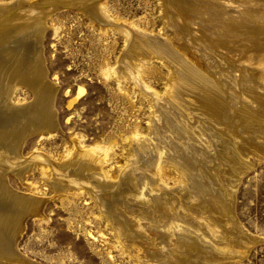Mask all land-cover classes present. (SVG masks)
<instances>
[{
    "label": "rangeland",
    "instance_id": "1",
    "mask_svg": "<svg viewBox=\"0 0 264 264\" xmlns=\"http://www.w3.org/2000/svg\"><path fill=\"white\" fill-rule=\"evenodd\" d=\"M21 3L45 13L54 127L17 155L43 107L21 84V107H0L5 243L41 203L0 264H264V0ZM13 29L5 44L31 56L38 40ZM26 110L37 121L17 124Z\"/></svg>",
    "mask_w": 264,
    "mask_h": 264
},
{
    "label": "bare ground",
    "instance_id": "2",
    "mask_svg": "<svg viewBox=\"0 0 264 264\" xmlns=\"http://www.w3.org/2000/svg\"><path fill=\"white\" fill-rule=\"evenodd\" d=\"M61 2L65 3V5H68L70 0H60ZM22 0H15V2H13V4H0V43L5 44V37L6 33L11 32V28L13 27V31H18V30H22L24 32L25 35H32L36 38V40L40 39L41 37V33L43 30V25H44V10L42 11H31V12H20V11H16L15 7L21 6ZM55 2L56 1H50V2H45L43 5H47V4H52L53 7L55 6ZM60 3V2H59ZM58 3V4H59ZM62 4V3H61ZM60 4V5H61ZM184 4V3H183ZM42 5V4H41ZM187 5V4H186ZM62 6V5H61ZM64 6V5H63ZM189 6H187L188 9ZM42 8V7H41ZM93 8V7H92ZM40 9V8H39ZM44 9V8H43ZM53 9V8H52ZM181 9V8H180ZM246 9V8H245ZM15 10V11H13ZM91 10V9H90ZM93 10V9H92ZM248 10V9H247ZM256 10V9H255ZM41 14H38V13ZM96 12V11H93ZM91 12V13H93ZM258 12V11H257ZM180 13V12H179ZM235 13V12H234ZM237 13V12H236ZM240 13V12H238ZM43 14V15H42ZM185 14V12H184ZM253 14V13H251ZM206 15V14H205ZM234 15V14H233ZM236 15V14H235ZM260 15V14H259ZM231 16V15H230ZM249 16V15H248ZM252 16V15H251ZM255 17V16H254ZM260 19V18H259ZM8 20H14V22L10 23L8 22ZM240 22V21H239ZM248 23V22H247ZM260 23V22H259ZM258 23V24H259ZM263 23V22H262ZM238 24V23H237ZM249 24V23H248ZM252 24V23H251ZM256 25V24H254ZM241 26V25H240ZM257 26V25H256ZM259 29V28H258ZM239 31V30H238ZM245 31V30H244ZM261 32V31H260ZM236 34V33H235ZM258 34V33H257ZM256 34V35H257ZM234 35V34H233ZM259 36V35H258ZM8 37V36H7ZM35 48L32 51V55L29 57H25V58H21L20 54L22 49L18 47L13 46L10 43H7L5 45H3L2 47H0V107L5 106V104L7 105V103L9 105H11L10 107L13 108H20L21 104L16 105L13 104L9 101V96L10 94L13 92L14 88H16L15 86L18 84L21 85H25L28 86V88L30 87V89L33 91V95H35L34 100L33 101H39L41 102L42 105V122L39 123L38 125H35V123L33 124V122L31 124H29V126L26 128V130H21V131H14L17 133H14L13 136V140L14 141V150L16 151L15 154H17L19 147L22 143V141L25 139V137L27 135H29L31 132H49L54 126V122H53V110H52V85L48 82H46L47 80L45 79V75H46V71L43 67L42 64V59H41V50L39 47V40L35 42ZM24 57V56H23ZM197 76V75H196ZM198 78L201 79V83H204V79L203 77H199L197 76V80ZM195 80V79H194ZM54 85V84H53ZM202 89V88H201ZM55 92V91H54ZM207 94V93H206ZM211 96V95H210ZM188 100V99H187ZM212 101V100H211ZM31 102V101H30ZM35 102V103H37ZM216 103V102H215ZM27 104V103H26ZM8 105V107H9ZM33 105V104H32ZM37 105V104H36ZM215 105V104H214ZM7 107V108H8ZM28 107V106H27ZM33 107V106H31ZM23 108V107H22ZM25 108V106H24ZM12 109V108H11ZM40 110V108H38ZM4 110V109H3ZM28 110V109H27ZM21 112V118H19V120L17 119V124L23 119H26L27 117H29L30 119L37 121L36 120V114H31V112ZM18 111V110H17ZM33 112V111H32ZM15 113V112H14ZM18 113V112H17ZM36 113V112H35ZM5 114V113H4ZM1 115V113H0ZM39 115V114H38ZM11 116V115H10ZM40 116V115H39ZM3 117V116H2ZM8 117V116H6ZM18 118V117H17ZM1 119V118H0ZM9 120V119H8ZM13 121V120H12ZM25 121V120H24ZM25 123V122H22ZM27 123V122H26ZM10 124V122H9ZM7 122L4 123H0V154L4 153L6 150L4 148L7 149V145L3 144L2 139L7 136L9 134V132H12L13 129H7L6 127ZM16 126V124H15ZM21 127V126H20ZM56 127V126H55ZM18 129V128H17ZM6 138V137H5ZM2 141V142H1ZM8 141V140H7ZM146 141V140H145ZM148 141V140H147ZM10 148V147H8ZM12 148V147H11ZM4 150V151H3ZM13 150H11L12 152ZM7 153V152H6ZM18 155V154H17ZM82 155V154H81ZM8 156V155H7ZM87 156V155H86ZM18 158V157H17ZM72 162V161H71ZM69 163V162H68ZM2 163L0 162V169H3ZM64 164V163H63ZM63 164H61L63 166ZM65 165V164H64ZM70 165V163H69ZM68 166V165H67ZM83 166L80 165L79 169H81V171L83 170L82 168ZM22 169V168H21ZM73 169V168H72ZM86 169V167H85ZM79 171V170H77ZM3 173V172H2ZM1 173V174H2ZM16 173L18 175L22 174V170L21 172L16 171ZM80 173V172H79ZM78 174V173H77ZM5 175V174H4ZM82 175V174H81ZM3 176V174L1 175ZM5 179V178H4ZM3 179V181H4ZM2 182V180H1ZM140 182V181H139ZM0 191H7L6 187L1 184L0 185ZM10 189V188H8ZM10 191V190H9ZM8 191V192H9ZM11 192V191H10ZM8 194V193H7ZM18 194V193H17ZM12 195V194H11ZM20 195V194H19ZM19 195H16V198H18ZM30 195V194H29ZM32 195V194H31ZM30 195V197H32ZM146 196V195H145ZM28 197V196H27ZM24 199V198H23ZM39 199V198H38ZM22 200V199H21ZM41 200V199H40ZM2 201V200H1ZM19 201V200H17ZM37 201V199H36ZM9 202V201H8ZM12 202H15L12 201ZM6 204V202H5ZM35 204V203H34ZM33 204V205H34ZM39 204L40 201L37 202L36 206H31V203L28 204L30 205L29 208H25V211H19L18 214L13 218V224H12V232L10 233V246L12 247L11 250L13 249V246L16 242V236L19 232V229L21 228L22 224H23V220L25 219L26 215L29 213H35L38 214L39 212ZM166 204V203H165ZM8 205V203H7ZM12 205V204H11ZM3 206V205H2ZM10 206V205H9ZM25 206V205H24ZM27 207V205H26ZM2 208V207H1ZM9 208V207H8ZM5 209V208H3ZM10 209V208H9ZM8 209V210H9ZM13 209V208H12ZM22 209V208H21ZM7 210V207H6ZM18 210V209H17ZM4 212V211H3ZM6 215V214H5ZM3 218L4 216L2 215V213H0V218ZM10 218V217H9ZM6 219V218H5ZM1 222V220H0ZM3 224V223H2ZM6 224V223H5ZM4 230V229H3ZM9 230V229H7ZM7 235V234H5ZM5 235H4V231H2L1 226H0V256L1 254L4 252V248H5V244L8 242H4L5 241ZM8 242V244H9ZM5 243V244H4ZM8 244L6 246H8ZM4 245V248H3ZM10 248V247H9ZM10 250V249H9ZM16 252V251H13ZM13 254V253H12ZM17 254V252L15 253ZM22 255V254H21ZM11 260V258H10ZM19 260V258H18ZM5 261V260H4ZM7 261V260H6ZM13 261V260H12ZM21 261V260H20ZM19 261V262H20ZM14 262V261H13ZM17 262V261H16ZM5 263V262H4ZM2 264V263H1ZM7 264V263H6ZM14 264V263H13Z\"/></svg>",
    "mask_w": 264,
    "mask_h": 264
}]
</instances>
